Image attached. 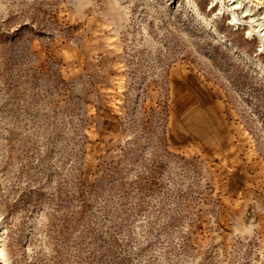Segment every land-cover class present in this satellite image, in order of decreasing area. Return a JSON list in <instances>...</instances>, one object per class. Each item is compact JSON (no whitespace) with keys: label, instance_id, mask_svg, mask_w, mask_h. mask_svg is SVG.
Returning <instances> with one entry per match:
<instances>
[{"label":"rangeland","instance_id":"obj_1","mask_svg":"<svg viewBox=\"0 0 264 264\" xmlns=\"http://www.w3.org/2000/svg\"><path fill=\"white\" fill-rule=\"evenodd\" d=\"M234 1L0 0V264H264V0Z\"/></svg>","mask_w":264,"mask_h":264},{"label":"bare ground","instance_id":"obj_2","mask_svg":"<svg viewBox=\"0 0 264 264\" xmlns=\"http://www.w3.org/2000/svg\"><path fill=\"white\" fill-rule=\"evenodd\" d=\"M234 2L236 3L235 5H240V3H241L240 1H237V0L234 1ZM235 19H237V18H236L235 16H233V20H235ZM235 21H236V20H235Z\"/></svg>","mask_w":264,"mask_h":264}]
</instances>
